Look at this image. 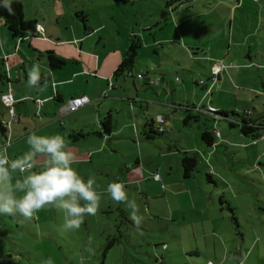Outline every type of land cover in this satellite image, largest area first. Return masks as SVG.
I'll return each instance as SVG.
<instances>
[{"label": "rangeland", "instance_id": "374dc122", "mask_svg": "<svg viewBox=\"0 0 264 264\" xmlns=\"http://www.w3.org/2000/svg\"><path fill=\"white\" fill-rule=\"evenodd\" d=\"M18 1L25 20H37L54 39L78 38L98 54L129 52L140 41L133 74L145 77H120L132 95L114 115L118 153L95 156L96 167L71 165L85 180L96 176V215L67 232L63 214L51 206L31 220L0 215V264H264V146L253 145L264 141V129L261 138L242 137L228 120L204 113L250 110L264 119V0ZM15 46L0 17V57ZM21 49L39 64L27 42ZM211 60L225 66L216 82ZM151 78L160 82L146 86ZM129 100L138 101L134 115ZM153 117L165 133L147 140L144 122ZM209 128L219 141L213 147L202 138ZM185 153L198 160L189 178ZM133 176L142 180L125 184ZM108 181L123 183L135 199L144 217L139 230L126 204L104 191Z\"/></svg>", "mask_w": 264, "mask_h": 264}, {"label": "crops", "instance_id": "0c3cea01", "mask_svg": "<svg viewBox=\"0 0 264 264\" xmlns=\"http://www.w3.org/2000/svg\"><path fill=\"white\" fill-rule=\"evenodd\" d=\"M38 24L43 30L38 37L24 39L19 45L17 42L16 46L13 47L15 51L10 54L5 53V56L0 57V64L6 63L0 71L2 74V78H0V130L2 133L0 147H6L9 157L15 159L28 151L26 142L31 133L35 132L41 136L61 134L75 156L72 165L79 164L83 167L85 164H93L96 167L97 165L93 163L95 162V156L115 154L119 151L118 147L112 143L114 139H118L121 135H115L121 129L117 132L114 130V115L117 116L124 110L127 105L126 99L132 93L128 82H122L120 79V77L125 76V73L118 76L115 73L128 52H124L121 48H115L112 53L102 52L98 54L90 48L85 49L83 42H80L78 38L68 37L62 39L57 37L54 39V36L49 35V29H46L39 22ZM95 31L96 29L93 30V32ZM101 40L102 38L98 42H101ZM26 42L29 49L38 56L40 77L43 82L39 81L36 86H29L28 83V70L35 64L36 60H34L35 57L21 49V45ZM48 51H52L59 59H63L65 64L58 69L51 68L44 55ZM18 52L21 56L17 54ZM217 64L219 63L214 64L212 61L211 73ZM224 68L220 73L224 71ZM150 71H154V68ZM139 74L141 73L137 75ZM137 75L133 74L131 77L126 74L131 78H136ZM77 80H79L78 84L81 86V90H78L75 86ZM143 86L142 84L139 88L142 89ZM137 92L142 91L137 90ZM9 93L13 94L16 100L12 106L13 115L10 114V107L2 99L3 95ZM81 96H88L91 99L90 104L81 107L77 111L69 112L67 110L69 101L74 97ZM139 97L141 95L137 94V98ZM131 100L128 102L131 106L130 112L134 115V102L138 101ZM236 111L238 112V110ZM247 111L248 120L261 119L252 118V112L250 110L245 112ZM207 112L205 110L204 113ZM108 115L111 116L112 120L110 134L104 133L102 130L103 120ZM145 124L146 122H144ZM133 125L138 140L139 126L135 122ZM121 128L129 129L130 127L126 124ZM143 132L142 136H144ZM219 133V139L222 141L223 136L220 130ZM260 135L262 134L260 133ZM241 136L245 137L242 134ZM218 142L216 140L215 145H218ZM242 144L244 147L249 145L246 140ZM260 144L264 146V141L262 143L257 141L253 145L259 146ZM137 163L140 164V162ZM43 164L44 162L39 160L33 171L42 170ZM129 170L130 167L125 169V171ZM86 172L92 174L88 170ZM13 176L14 179L23 178L18 172L14 173ZM104 180L106 179L104 178L102 181ZM141 180V177L133 176L125 180V184L134 185ZM110 183L108 181V185ZM10 217L19 218L20 216Z\"/></svg>", "mask_w": 264, "mask_h": 264}, {"label": "clouds", "instance_id": "9594fccd", "mask_svg": "<svg viewBox=\"0 0 264 264\" xmlns=\"http://www.w3.org/2000/svg\"><path fill=\"white\" fill-rule=\"evenodd\" d=\"M0 7L13 13L12 0H0ZM36 31H43L39 24ZM40 78L39 66L33 65L28 70L29 86H36ZM27 145L28 151L15 159L9 157L6 147H0V215L31 220L35 213L51 206L63 214V231L78 230L85 216L96 215L100 207L95 177L85 180L71 166L75 156L61 134L41 136L33 132L27 137ZM39 160L44 162L42 170L33 171ZM17 172L22 179H14ZM106 191L113 201L126 204L131 210L129 219L139 230L144 217L138 214L137 203L129 199L124 184L112 182ZM91 243L89 237V246ZM88 250L92 251L90 247ZM44 264H52L51 259Z\"/></svg>", "mask_w": 264, "mask_h": 264}, {"label": "trees", "instance_id": "16d2710c", "mask_svg": "<svg viewBox=\"0 0 264 264\" xmlns=\"http://www.w3.org/2000/svg\"><path fill=\"white\" fill-rule=\"evenodd\" d=\"M174 1L179 2L181 0H174ZM167 5L170 7L172 5V2L167 3ZM12 9H13V13L10 14L6 8L0 7V17L4 19L5 26L8 28V31L12 39H14V41L16 42V44L18 42V45H19L22 40L29 39V38H36L39 36V34H41V32L36 31V25L38 24L37 20H25L23 4L20 1L12 0ZM140 46H141L140 41L133 42V44L131 45L130 51L127 53L122 64L120 65L117 72L115 73L116 76L123 74V73H127V75L131 77L133 76L132 70H133L135 58L137 56V52ZM44 55L46 56L51 68L58 69L62 65L65 64V61L63 59H59L52 51L45 52ZM4 64L6 65L5 62H3V65ZM3 65L0 64V71H2L1 67ZM139 75H142V74H139ZM139 75H137L136 78H138ZM0 78H2L1 73H0ZM141 79H144V78H141ZM39 81L40 82L42 81L41 78ZM149 85L150 83L146 84V86H149ZM213 114L216 118H219V119L224 118L228 120L230 122V127H239L241 130V134L244 136H250L254 139L262 137V135H260L261 133L260 130H263L264 119H260L256 121L248 120L247 119L248 111L245 112L244 114H238L236 110L229 112V111H219L218 109H216V111L213 112ZM191 117L192 116L189 115L187 119L190 120ZM111 129H112V120H111V116L108 115L103 120L102 130L104 133L110 134ZM164 133H159L157 131L155 119L150 118L147 120L145 124V131L143 132L147 140H154L156 136H161ZM202 138L207 144V146L212 147L215 145L218 137L216 133L212 130V128H209L203 132ZM197 162H198L197 156L190 157L187 153H185V156L182 159V163L185 169V172H184L185 178H189L192 176V171L197 166ZM209 178H210V175H209ZM233 220L236 222L235 217H233Z\"/></svg>", "mask_w": 264, "mask_h": 264}, {"label": "built area", "instance_id": "2783aa9c", "mask_svg": "<svg viewBox=\"0 0 264 264\" xmlns=\"http://www.w3.org/2000/svg\"><path fill=\"white\" fill-rule=\"evenodd\" d=\"M224 68V65L222 64H217L212 71V78L214 80V82L216 81V76H218V74L221 72V70ZM138 78H143V75H139ZM160 82L159 79H155V78H151L150 79V85H155V83ZM204 82L201 80V84H203ZM3 101L5 102V104L7 106L10 107V114L13 115V109L12 106L15 103V97L13 94H6L2 96ZM91 99L88 96H81V97H74L72 98L69 103H68V107L67 110L69 112H74L79 110L81 107H84L88 104H90ZM216 109L212 108L211 111H208L207 113H213L215 112ZM158 122L160 123V125H164L166 123V120L163 118V116H158L157 117ZM157 131L159 133H164L165 132V128L163 127H157ZM218 134V132H217ZM257 142L255 141L254 144H256ZM157 179H160V176L158 174L155 175Z\"/></svg>", "mask_w": 264, "mask_h": 264}]
</instances>
